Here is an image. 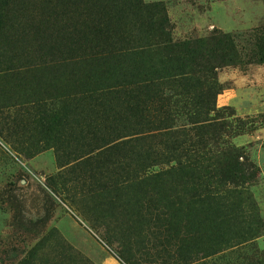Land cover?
Masks as SVG:
<instances>
[{
  "label": "rangeland",
  "instance_id": "rangeland-1",
  "mask_svg": "<svg viewBox=\"0 0 264 264\" xmlns=\"http://www.w3.org/2000/svg\"><path fill=\"white\" fill-rule=\"evenodd\" d=\"M47 2L17 3L9 16L6 54L31 76L0 83V264H264V0H138L160 3L173 44L201 47L212 69L177 80L173 91L162 84V93L137 94L133 131L127 87L90 94L71 80L84 73L72 71L78 13L51 16ZM221 55L234 61L215 67ZM215 81L223 90L213 99ZM167 99L172 121L163 125ZM173 140L213 182L217 156L235 153L248 183L218 190L244 191L245 211L262 224L254 237L208 253L192 224L164 226L160 195L115 201L113 186L175 166ZM169 186L170 212L189 203L182 187ZM188 242L199 251L186 257Z\"/></svg>",
  "mask_w": 264,
  "mask_h": 264
},
{
  "label": "trees",
  "instance_id": "trees-1",
  "mask_svg": "<svg viewBox=\"0 0 264 264\" xmlns=\"http://www.w3.org/2000/svg\"><path fill=\"white\" fill-rule=\"evenodd\" d=\"M29 1L33 0H0V83H15L23 77L31 76V68L18 66L19 61L6 54L10 39V11L15 4L24 5ZM118 1L120 0H48L47 9L51 16H62V10L75 8L73 13L78 15L75 25L76 40L73 45L80 52V56L78 62L72 63L74 66L72 71L74 73L76 70H83L84 73L82 82L80 77L71 80L77 85L84 86L81 92L90 94L95 92L117 94L113 90L127 87L123 93L128 103L125 109L132 120L128 129L133 131L138 126L137 94L162 93L158 88L162 84L168 91H173L177 80L180 85L189 79L196 82L194 78L183 77L208 72L212 65L206 60V51L201 47L195 45L194 49L185 50L173 44L167 33L169 21L160 3L145 6L135 0L133 6L123 4L119 7ZM132 8H135L134 11H131ZM227 42L230 47L232 42L228 41V38ZM219 59L215 67L234 61L227 60L226 55L219 56ZM210 90L214 99L223 87L215 81L209 86L207 92L209 96ZM187 93L186 91L185 94ZM165 103L163 108L167 107V113L160 110V115H163V125H169L172 121L170 99ZM213 110L209 108V111ZM196 114L201 117L208 113L197 111ZM203 121L207 120L198 122ZM171 127L163 126V129L168 130L164 135L175 134L171 133ZM170 145L172 146L170 157L175 161V166L161 174L145 176L126 184L122 181L120 186H113L115 201L129 200L134 196L143 199L148 194L160 195L158 204L168 210L160 213L164 226H173L178 232L183 222L192 224L195 227L194 233H200L198 241L202 238L206 240L208 253L218 252L216 250L218 246L227 244L232 239L244 240L254 237L262 224L260 219L252 220L250 213L245 211L247 206L242 195L244 191L218 190L224 185L236 187L248 183V178L242 174L244 170L240 171L235 167V153L226 152L217 156L218 161L212 165L215 166L214 177L218 180L213 182L210 180L213 177H208L212 172L204 168L202 163L191 161L188 156L189 150L180 149L176 140ZM131 155L139 156L137 152H132ZM174 183L182 187L181 193L191 196V199L189 203L178 201L180 203L178 208L170 212L168 204L164 203L171 205L172 202L168 200L169 185ZM180 241L183 243L186 239L182 238ZM198 251L199 248L192 242L180 248V252L186 257Z\"/></svg>",
  "mask_w": 264,
  "mask_h": 264
}]
</instances>
